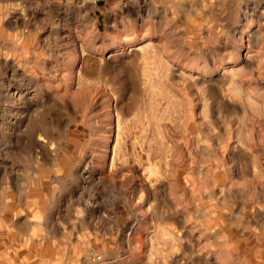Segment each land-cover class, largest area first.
Returning a JSON list of instances; mask_svg holds the SVG:
<instances>
[{
	"label": "rangeland",
	"instance_id": "rangeland-1",
	"mask_svg": "<svg viewBox=\"0 0 264 264\" xmlns=\"http://www.w3.org/2000/svg\"><path fill=\"white\" fill-rule=\"evenodd\" d=\"M0 264H264V0H0Z\"/></svg>",
	"mask_w": 264,
	"mask_h": 264
}]
</instances>
